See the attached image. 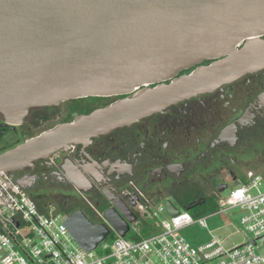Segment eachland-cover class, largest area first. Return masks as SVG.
Instances as JSON below:
<instances>
[{
  "label": "water",
  "instance_id": "water-1",
  "mask_svg": "<svg viewBox=\"0 0 264 264\" xmlns=\"http://www.w3.org/2000/svg\"><path fill=\"white\" fill-rule=\"evenodd\" d=\"M263 69L264 0H0V114L7 124L22 125L33 108L125 96L0 153V173L15 179L37 161L86 149L95 138ZM130 205L136 201L116 200L104 212L122 237L137 221ZM166 207L179 215L172 201ZM65 226L87 254L111 233L81 210Z\"/></svg>",
  "mask_w": 264,
  "mask_h": 264
},
{
  "label": "flooded vegetation",
  "instance_id": "flooded-vegetation-1",
  "mask_svg": "<svg viewBox=\"0 0 264 264\" xmlns=\"http://www.w3.org/2000/svg\"><path fill=\"white\" fill-rule=\"evenodd\" d=\"M123 98L125 96L81 98L87 102L96 99L99 105L88 102L85 108L69 107L64 119L46 131ZM104 99L106 102L101 103ZM68 101L58 106L31 109L19 126L7 124L0 114V146L6 148L3 152L45 132L23 141L17 137L20 129L32 130L59 119L57 110ZM78 109L83 111L78 112ZM75 113L77 117L71 118ZM263 141L264 69L95 138L86 149L73 146L48 160L37 161L32 167L17 172L15 179L21 181L29 193L36 194L39 205L50 197L58 211L70 215L81 210L94 224L101 223L99 215L113 208L116 200L128 204L129 195L135 192L156 200L164 195L186 198L185 206L193 210L207 205L217 194L212 192L211 198L200 193L187 195V190L205 182L202 177L211 167L220 168L221 175L217 178L222 176L221 170L226 169L225 173L235 182L240 177L233 176L234 171L228 166L233 152L244 144ZM107 194H111L113 200Z\"/></svg>",
  "mask_w": 264,
  "mask_h": 264
},
{
  "label": "built area",
  "instance_id": "built-area-1",
  "mask_svg": "<svg viewBox=\"0 0 264 264\" xmlns=\"http://www.w3.org/2000/svg\"><path fill=\"white\" fill-rule=\"evenodd\" d=\"M16 194L0 178V264H264V177L247 172L237 179L228 198H219L222 212L244 211L241 222L252 239L243 245L225 249L222 238L193 246L182 232L199 224L207 226V218L195 220L190 211L171 216L166 203L131 193L136 201L132 211L137 221L122 237L99 215L114 237L113 244H99L104 255L87 254L65 226L68 215H61L55 206L47 205L43 212L35 198L10 174L0 173ZM138 197V200H136ZM167 214V219H161ZM133 233L132 239L126 237Z\"/></svg>",
  "mask_w": 264,
  "mask_h": 264
},
{
  "label": "rangeland",
  "instance_id": "rangeland-1",
  "mask_svg": "<svg viewBox=\"0 0 264 264\" xmlns=\"http://www.w3.org/2000/svg\"><path fill=\"white\" fill-rule=\"evenodd\" d=\"M107 100V99H106ZM106 100H101V103L106 102ZM88 102L93 106H98V100L90 99ZM87 100L73 99L64 104H62L61 108L58 111L59 119H56L45 126L38 127L35 129H20L18 131V138L23 141L24 139L35 135L40 134L43 131H46L48 128H51L57 124H59L62 119H64L65 110L69 107H77V108H85V104L88 103ZM78 112L83 111L82 109H78ZM63 114V116H62ZM61 115V117H60ZM78 113H75L71 116V118H76ZM56 116V117H58ZM16 137V138H17ZM10 147V146H9ZM5 146H0V153H3L5 150ZM232 161H229V168L234 171L233 176L240 177L242 179L245 177V173L253 172L264 177V141L263 142H252L251 144H244L240 148L236 149L233 152V156L231 157ZM222 176L217 178V176L221 175L220 168L211 167L210 172L206 173L202 178L204 179L198 186V188H192L187 190L186 193L194 194L200 193L203 196H207L211 198L212 192L216 193V198H211L207 205L201 206L199 208H195L190 210V214L192 217L197 220L199 218H207V226L201 227L199 224H196L192 227L187 228L182 232V235L185 237L188 243L193 246L203 245L212 241L213 237L222 238L223 246L225 249H232L237 245H243L248 243L252 239V234L246 230L244 225L241 222V218L244 215V211L240 209H230L226 212H222L218 204L219 198H228L232 189L237 185V183L232 182L231 175L229 173H225L227 170H221ZM237 181V180H236ZM220 184H228V188L223 192H218L217 187ZM30 194L38 199L36 194L30 192ZM188 198V197H187ZM172 201L175 207L180 212H185V205L187 199L182 198H174L169 195H164L161 199L162 203H166L167 201ZM55 206L54 201L50 197H46L42 201V205L40 208L43 212H46L47 205ZM52 206V207H53ZM56 207V206H55ZM57 210V209H56ZM57 212L61 215H64L61 211ZM161 219H167V214H163ZM100 222V221H99ZM134 236L133 233L129 234L126 238L132 239ZM114 237H110L105 241L106 244L112 245ZM102 247H99L94 252V257L98 258L104 255V251Z\"/></svg>",
  "mask_w": 264,
  "mask_h": 264
}]
</instances>
